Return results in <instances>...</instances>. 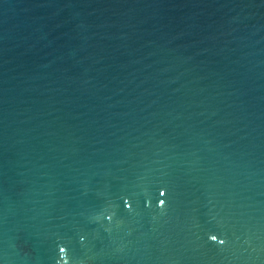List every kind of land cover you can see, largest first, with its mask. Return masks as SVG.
I'll return each mask as SVG.
<instances>
[{
  "label": "water",
  "instance_id": "water-1",
  "mask_svg": "<svg viewBox=\"0 0 264 264\" xmlns=\"http://www.w3.org/2000/svg\"><path fill=\"white\" fill-rule=\"evenodd\" d=\"M60 246L264 264V0H0V264Z\"/></svg>",
  "mask_w": 264,
  "mask_h": 264
},
{
  "label": "clouds",
  "instance_id": "clouds-1",
  "mask_svg": "<svg viewBox=\"0 0 264 264\" xmlns=\"http://www.w3.org/2000/svg\"><path fill=\"white\" fill-rule=\"evenodd\" d=\"M166 192L164 189H161L160 191V195L163 197L165 196ZM125 206L129 209H131V204L128 202V200L126 199L125 200ZM159 208L161 209H164L166 207V200L165 199H159L158 201V205H157ZM107 220L111 221L112 220V215H109L107 216ZM210 239L212 241H217V236L216 235H211L210 236ZM219 243L222 245L225 243V241L223 239L219 240ZM59 253H60V256H61V259H62V264H70L69 262V258H68V255H67V249L66 247L64 246H60L59 247ZM63 253V255H62ZM58 264H60V262L58 261Z\"/></svg>",
  "mask_w": 264,
  "mask_h": 264
}]
</instances>
